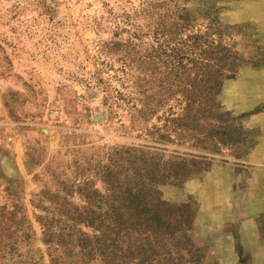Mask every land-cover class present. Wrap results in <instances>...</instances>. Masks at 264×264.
I'll return each instance as SVG.
<instances>
[{"label": "rangeland", "instance_id": "374dc122", "mask_svg": "<svg viewBox=\"0 0 264 264\" xmlns=\"http://www.w3.org/2000/svg\"><path fill=\"white\" fill-rule=\"evenodd\" d=\"M0 264H264V0H0Z\"/></svg>", "mask_w": 264, "mask_h": 264}, {"label": "trees", "instance_id": "16d2710c", "mask_svg": "<svg viewBox=\"0 0 264 264\" xmlns=\"http://www.w3.org/2000/svg\"><path fill=\"white\" fill-rule=\"evenodd\" d=\"M127 48V46H126ZM128 59L130 56V53H134V47L131 48L130 50H126L125 51ZM135 55V54H134ZM123 72L122 75L124 77H126L130 72H132L133 67H132V62L131 60H127V61H123ZM214 66H217L214 64ZM137 71V69H136ZM233 71V68L230 66H227L226 68L220 67L217 68V71L215 72V75H210L207 76L206 78H202V79H198V78H193L191 79L192 82H194L192 84L193 86V90H198V91H202L203 92V102H201V104L207 105V107H211L212 105V99H211V92L215 89H217L220 86V82L222 80L223 77L226 76V74L230 73ZM220 73V74H219ZM222 74V76H221ZM224 74V75H223ZM123 77V79H124ZM196 97V96H195ZM197 98V97H196ZM195 102H193L194 104Z\"/></svg>", "mask_w": 264, "mask_h": 264}]
</instances>
